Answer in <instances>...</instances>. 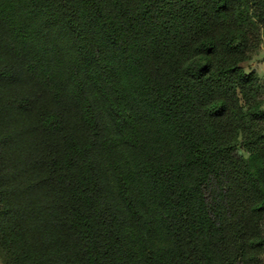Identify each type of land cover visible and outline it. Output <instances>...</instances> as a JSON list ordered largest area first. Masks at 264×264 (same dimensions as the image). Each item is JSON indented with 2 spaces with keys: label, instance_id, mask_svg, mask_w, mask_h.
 Here are the masks:
<instances>
[{
  "label": "trees",
  "instance_id": "obj_1",
  "mask_svg": "<svg viewBox=\"0 0 264 264\" xmlns=\"http://www.w3.org/2000/svg\"><path fill=\"white\" fill-rule=\"evenodd\" d=\"M264 0H0L2 264H264Z\"/></svg>",
  "mask_w": 264,
  "mask_h": 264
},
{
  "label": "rangeland",
  "instance_id": "obj_2",
  "mask_svg": "<svg viewBox=\"0 0 264 264\" xmlns=\"http://www.w3.org/2000/svg\"><path fill=\"white\" fill-rule=\"evenodd\" d=\"M236 22L243 23L250 31V44L247 50V60L243 63L245 70H255L264 85V44L259 26L251 19L246 10H242ZM264 99V92L262 94ZM264 257V255H263ZM0 264L1 261H0Z\"/></svg>",
  "mask_w": 264,
  "mask_h": 264
}]
</instances>
